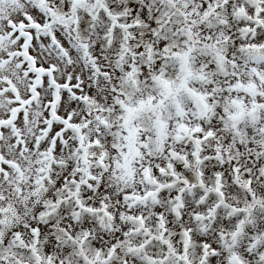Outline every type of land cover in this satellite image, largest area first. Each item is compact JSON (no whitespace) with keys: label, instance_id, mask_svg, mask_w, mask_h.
<instances>
[{"label":"snow or ice","instance_id":"6c2138e0","mask_svg":"<svg viewBox=\"0 0 264 264\" xmlns=\"http://www.w3.org/2000/svg\"><path fill=\"white\" fill-rule=\"evenodd\" d=\"M0 264H264V0H0Z\"/></svg>","mask_w":264,"mask_h":264}]
</instances>
